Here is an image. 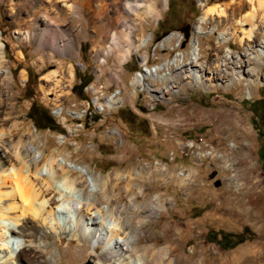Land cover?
Here are the masks:
<instances>
[{
    "label": "rangeland",
    "instance_id": "1",
    "mask_svg": "<svg viewBox=\"0 0 264 264\" xmlns=\"http://www.w3.org/2000/svg\"><path fill=\"white\" fill-rule=\"evenodd\" d=\"M136 1L145 8L154 2L160 17L135 21L127 14L139 41L127 56L119 47L98 58L92 41L98 0H90L93 9L79 8L81 20L73 27L67 21L60 34L55 26L34 24L31 0H23L29 13L20 0H0L6 55L0 76L2 141L11 152L17 144L35 141L31 149L42 160L40 166L51 158L58 163L53 168L67 171L56 186L82 177L87 192L105 191L109 197L111 206L100 196L99 208L111 216L127 208L123 217L137 230L134 255L125 253L129 259L264 264V225L256 217L264 214V18L239 25L251 11L247 0ZM232 1L227 18L201 20L210 6ZM104 3L108 16H120L114 5L118 8L123 0ZM20 20L26 21L20 28L30 33L44 32L45 41L33 34L22 39L16 32ZM241 30L251 38L241 42ZM186 64L198 77L186 78L187 68L181 69ZM89 77L80 94L77 85ZM32 103L48 111L57 131L36 127ZM4 155L0 148L5 166L19 168ZM50 169L45 165L41 172ZM241 199L256 216L249 218L237 208ZM145 206L159 208L144 213ZM123 217L117 214V221ZM56 220L63 231L60 241L52 234L46 239L37 235L36 245L44 252L47 246L48 264H90L89 254L95 255L93 264H113L118 258L101 253V247L92 250L84 239L73 240L68 235L75 220L70 211ZM216 235L227 237V246L241 243L225 250ZM78 247L81 256L63 253L55 262L59 250Z\"/></svg>",
    "mask_w": 264,
    "mask_h": 264
},
{
    "label": "bare ground",
    "instance_id": "2",
    "mask_svg": "<svg viewBox=\"0 0 264 264\" xmlns=\"http://www.w3.org/2000/svg\"><path fill=\"white\" fill-rule=\"evenodd\" d=\"M31 1L34 3L32 6H35L37 9L35 10V7H33L34 10L31 11V9L27 7L30 10L26 12H32L34 24L43 28L55 26L59 34L60 32H64L60 30V27L67 21H69L71 27H73L75 22L81 20L79 8L83 6L87 8L82 9L88 10L92 8L90 0ZM247 1L251 7V11L243 16L242 22L239 23L240 26H244L247 23H255L259 18L258 16L264 18V0ZM98 2L97 11L94 14L93 21L91 20L93 24L92 30L95 33L92 40L94 45V56L98 58L108 55L119 47L125 49L124 54L127 56L130 54L131 50H133L132 48L135 43L139 41L134 34L136 31L135 26H133L127 14H131L132 20L135 21H139L144 17L151 20L160 17L156 8L157 5L154 2H150L145 8L137 3L136 0H123V4L118 8L114 5L116 13L120 15L117 18H111L110 14V16L107 15L108 8L104 0H98ZM233 3H235V1H232L229 5L215 4L210 6L204 11L201 20H216L215 17L219 19L227 18L226 9ZM19 5L27 9L25 8L23 0H20ZM103 15L106 17L105 20L102 18ZM25 23L26 21L24 20H20L17 23L18 29L16 32L19 35H24L22 39L27 40L31 37V34H33V36L37 37L38 42L45 41V37L42 34L44 32L41 30V32L39 30H32L30 33L28 30H25L26 28H20L22 25H26ZM241 33L245 36L240 38L241 42L243 38L250 37L249 33L244 34L242 30ZM83 36L88 37L85 28L83 30ZM107 41H109V45L103 48L101 44ZM66 46H68V44ZM18 55L22 56L21 54ZM195 60L197 61L198 58L196 57ZM5 62V44L0 35V76L5 73ZM188 66L189 64H186L181 67V69L187 68L184 71L187 73L186 78L195 76L197 72ZM52 75L55 76V73ZM70 78H73L72 72H70ZM3 79L6 81L10 80L7 75H5ZM139 81L140 79L136 77L134 84H138ZM141 85L143 87L145 86L143 83ZM105 103H109L110 105L111 101H106ZM2 137L3 136L0 135L1 151L6 153V156L7 154L8 156L10 155L20 166L18 169H15V166L10 164L11 169L9 170L5 166V158L3 157V159L2 156H0V264H23L24 262L26 264H48L45 258L49 253L47 246H45L46 251L44 252V247L40 248L36 245L37 235L42 233L41 237L46 239L52 234L56 237L57 241H60L63 231L61 232L59 227L60 224L58 225L56 218L57 215L64 214L65 211H70L71 214L75 216L73 222L74 228L68 231V235H71L73 240L80 239L82 241V239H84L87 243H91L92 250L95 251L97 247H101V253L118 257L113 264H146L144 260L138 256H135L134 259H129L128 256L125 255V253L134 255L131 249V243L137 232L135 228L129 226L128 218L123 217L127 208L123 207L121 210L116 211L115 214L111 213L112 216L109 211H104V209L99 208L100 196L105 201L107 208L111 206L109 202L110 199H108L109 197L107 198L105 191L87 192L85 189V181L82 177L77 183L70 180L67 181V184H65L63 188H61V186H56V182L65 177L67 171L64 170V168H53V165H58V163L51 158L40 166L42 160L35 157V153H33L31 149L35 141L17 144V146L20 145L19 148L15 147L11 152V150L5 146L6 143L2 141L4 140ZM6 159L8 158L6 157ZM45 165L47 167L49 165L51 168L48 174H42L41 172L42 167ZM66 178L67 177H65V179ZM116 182L119 183V180L117 179ZM73 192L77 193L79 197H74L72 195ZM57 194H59L58 197H56ZM2 198H6V200H2ZM248 198L249 202H251L252 196L250 195ZM237 205V208L249 218L256 216L254 212L248 211L243 199L239 200ZM157 208L159 207L145 206L142 208V212L150 213ZM113 214L116 218H113ZM117 214L125 219L122 218L123 221H117ZM256 217L260 219L262 225H264V214ZM115 221H117V223ZM140 223L142 222L140 221ZM18 239H20L22 243ZM79 248L80 247H78V250L75 248L73 251L70 249L59 250L55 262L60 261L63 253H71L73 255L72 257L81 256L83 250ZM89 255L90 258L95 257L93 254ZM96 264L103 263L97 262Z\"/></svg>",
    "mask_w": 264,
    "mask_h": 264
},
{
    "label": "trees",
    "instance_id": "3",
    "mask_svg": "<svg viewBox=\"0 0 264 264\" xmlns=\"http://www.w3.org/2000/svg\"><path fill=\"white\" fill-rule=\"evenodd\" d=\"M91 82V77L86 79L85 81H81L77 87L80 88V94L83 93V89ZM76 86L73 89L77 88ZM31 116L30 118L35 122L36 127L40 129H50L53 131H57L55 125V121L53 118L49 115L48 111L41 107L40 105H36L35 103H32L30 108ZM217 236H215V240L217 239ZM227 237L220 236L219 239H217V245H219L221 248L225 250L233 249L235 246L240 244L241 242L235 243L234 245L227 246L225 245Z\"/></svg>",
    "mask_w": 264,
    "mask_h": 264
},
{
    "label": "water",
    "instance_id": "4",
    "mask_svg": "<svg viewBox=\"0 0 264 264\" xmlns=\"http://www.w3.org/2000/svg\"><path fill=\"white\" fill-rule=\"evenodd\" d=\"M93 261L95 260V257L94 258H91ZM93 261H89L90 262V264H93Z\"/></svg>",
    "mask_w": 264,
    "mask_h": 264
}]
</instances>
